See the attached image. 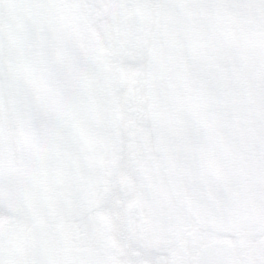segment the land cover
Returning a JSON list of instances; mask_svg holds the SVG:
<instances>
[{
  "label": "snow or ice",
  "instance_id": "obj_1",
  "mask_svg": "<svg viewBox=\"0 0 264 264\" xmlns=\"http://www.w3.org/2000/svg\"><path fill=\"white\" fill-rule=\"evenodd\" d=\"M0 264H264V0H0Z\"/></svg>",
  "mask_w": 264,
  "mask_h": 264
}]
</instances>
